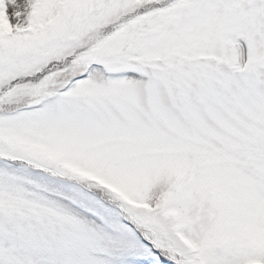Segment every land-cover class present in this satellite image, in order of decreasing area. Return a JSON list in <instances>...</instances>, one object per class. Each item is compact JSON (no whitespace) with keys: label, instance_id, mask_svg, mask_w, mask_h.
<instances>
[{"label":"snow or ice","instance_id":"snow-or-ice-1","mask_svg":"<svg viewBox=\"0 0 264 264\" xmlns=\"http://www.w3.org/2000/svg\"><path fill=\"white\" fill-rule=\"evenodd\" d=\"M0 264H264V0H0Z\"/></svg>","mask_w":264,"mask_h":264}]
</instances>
